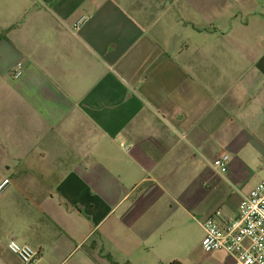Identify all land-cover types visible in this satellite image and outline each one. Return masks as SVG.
Masks as SVG:
<instances>
[{
    "label": "crops",
    "instance_id": "crops-1",
    "mask_svg": "<svg viewBox=\"0 0 264 264\" xmlns=\"http://www.w3.org/2000/svg\"><path fill=\"white\" fill-rule=\"evenodd\" d=\"M262 4L0 0V264L21 237L34 264H160L202 229L192 153L264 147ZM177 16L210 46H170Z\"/></svg>",
    "mask_w": 264,
    "mask_h": 264
},
{
    "label": "rangeland",
    "instance_id": "rangeland-1",
    "mask_svg": "<svg viewBox=\"0 0 264 264\" xmlns=\"http://www.w3.org/2000/svg\"><path fill=\"white\" fill-rule=\"evenodd\" d=\"M125 5L127 4L121 3L122 10L125 9ZM262 5L264 6V4ZM32 6L33 4H31ZM173 21L176 24L164 35L170 46H181L180 44L183 42H185L184 46H198L200 41H202V46H210L209 41L201 40L199 37L201 35H194L189 29H184L183 26L187 25L183 24L180 16L179 18L177 16ZM198 23L204 24L201 20ZM3 36L4 32L0 31V38ZM194 38L195 43L193 42ZM198 38H200L199 41ZM237 135L241 136L242 133L237 132L235 137ZM202 150V147H198V152L196 150L192 153L196 154L193 165L194 176H198V179H195V194L198 199H196L194 207L187 204H184V207L199 221H203L206 215L215 210L221 211L226 217L232 216L237 212L242 197L250 193L257 184L264 182V147L240 140L223 139L218 142L216 147L211 148L206 160L201 156ZM221 154L229 156L227 170L222 174L216 171L212 165L213 161ZM7 192L6 189L0 195V199L5 197ZM182 219L186 232L184 246L178 248L173 243V247L168 252L162 251L160 264H168L172 257L183 264H211L199 247L203 235L202 229L196 221L186 215ZM25 239L18 238L17 242L23 244ZM27 243L33 247L31 240ZM224 264H233V261L231 258L225 257Z\"/></svg>",
    "mask_w": 264,
    "mask_h": 264
},
{
    "label": "built area",
    "instance_id": "built-area-1",
    "mask_svg": "<svg viewBox=\"0 0 264 264\" xmlns=\"http://www.w3.org/2000/svg\"><path fill=\"white\" fill-rule=\"evenodd\" d=\"M86 21L79 18L73 25L79 28ZM21 74L18 64L14 75ZM229 156L219 155L212 163L220 174L227 170ZM10 180H0V195L8 188ZM203 236L200 241L205 253L221 252L231 258L233 264H264V182L257 184L250 193L244 195L232 216H224L219 210L207 215L201 223ZM7 250L23 264H34L39 253L28 244H20L11 239Z\"/></svg>",
    "mask_w": 264,
    "mask_h": 264
},
{
    "label": "trees",
    "instance_id": "trees-1",
    "mask_svg": "<svg viewBox=\"0 0 264 264\" xmlns=\"http://www.w3.org/2000/svg\"><path fill=\"white\" fill-rule=\"evenodd\" d=\"M169 264H179V263H177V262H170Z\"/></svg>",
    "mask_w": 264,
    "mask_h": 264
}]
</instances>
